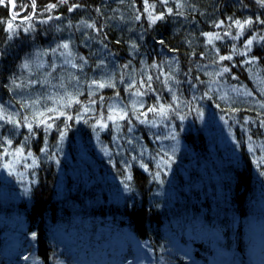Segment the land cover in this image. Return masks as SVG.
<instances>
[{
    "label": "trees",
    "instance_id": "obj_1",
    "mask_svg": "<svg viewBox=\"0 0 264 264\" xmlns=\"http://www.w3.org/2000/svg\"><path fill=\"white\" fill-rule=\"evenodd\" d=\"M32 3H0V107L22 114L19 92L39 88L37 73L48 72L52 90L62 73L77 71L86 83L80 105L69 107L91 105L94 117L82 116L78 128L72 117L58 133L36 116L12 117L16 127L3 121L22 128L15 146L32 139L37 162L26 192L14 184L0 192V264L11 243L18 255L8 264H29L27 256L55 264L62 247L72 264H127V234L150 243L153 264H264V231L253 229L264 223V6L148 0L152 16L163 17L152 23L144 0ZM208 34L219 38L209 43ZM60 52L75 67L56 66ZM102 75L113 84L99 87ZM118 101L127 118L103 131L98 124ZM28 121L33 131L24 135Z\"/></svg>",
    "mask_w": 264,
    "mask_h": 264
},
{
    "label": "rangeland",
    "instance_id": "obj_2",
    "mask_svg": "<svg viewBox=\"0 0 264 264\" xmlns=\"http://www.w3.org/2000/svg\"><path fill=\"white\" fill-rule=\"evenodd\" d=\"M59 56L57 57L56 61H58V64L56 66H62L65 67L66 69L68 68H72L73 67V61L68 60L66 61V57H67V53H63L60 52L58 54ZM69 58H71V56H68ZM47 57L43 58L42 64L39 67V70L44 71L45 67H47L48 65H46V61H47ZM52 62V61H51ZM54 63L52 62V65ZM54 66V67H56ZM37 73V75L39 74V76H37L38 82H42V84H39V88L37 87H32V86H26L25 88L22 89V91L19 92V97L21 99V101H23L25 103L26 101V107L21 109L22 114L19 113V111L14 108V107H10V106H4L3 108L0 107V109H2L3 111L0 112V115H3V119H0V133H2V137L0 140V147H1V170H0V186L1 190L0 192L4 191V189L8 186H10V184H14L17 186H20L21 188H24L25 192L28 189V179H29V175L33 169V167L36 165L37 159L36 156L34 155V152L32 150V139H29L26 141V144L23 145H16V140L19 139V141H21V138L18 137L19 133L21 131V127L18 128H5V123L3 122L4 120H6L9 116L11 117H24L26 115H30V117L32 116H36L39 117L38 121H43V120H48L47 117H49V120L47 121L48 124H52L53 127L50 128L55 129L56 127H58L57 129L59 131H61V126L63 124H67V121H71L69 119H67L68 116H71L73 118H78L76 119V126L78 128V124L77 121H80V118L84 115H89L92 118L94 117L92 115L93 111H94V107L89 105V106H83V108H81L82 111H80V108H78V106H76L77 108L75 109V107L73 108V105L71 107L70 104L73 102L77 105H80L79 99H76L80 93L81 90H79L80 88H82V86H84V84L86 83V76L84 74H80L77 73V71L73 72H64L60 75V77L58 78V83L57 85L54 87V89H51V86L47 85L48 81V77L50 76L48 74V72H44V73ZM54 78V76L52 77ZM102 78L105 80L103 81V85L108 84V85H112L113 84V78H107V76L102 75ZM34 78L31 76L30 80H33ZM101 85V84H99ZM35 88V94H30L31 90ZM121 97H119L118 99H120ZM56 100H59L56 101ZM104 101V99L101 100V102ZM59 103V104H58ZM241 103H244V101ZM50 104V105H48ZM114 107L105 112L104 115H107V117L105 118L104 122H100L98 124V126L103 130V131H113V130H118V127L121 125V123L127 118V112L124 109L123 106H121V102H114ZM96 105V104H95ZM50 106V107H49ZM54 109L56 111L50 112L49 109ZM146 105L143 104H138L135 108V110L139 113L145 114L146 113ZM85 109H87V111H85ZM74 110H77L80 114L77 115L76 117L72 116L70 113ZM60 112H63L64 115H59ZM23 113L25 115H23ZM41 113H43V115H40ZM68 113V114H67ZM95 113V112H94ZM126 113V115H124ZM50 116H52V118H50ZM109 116H113V120H109L108 117ZM120 116H124L123 119H120ZM147 117V116H146ZM3 123V124H2ZM31 123L32 125V129H33V122L28 121L25 125H23V134L24 135H29L32 134L29 131V128L27 127V124ZM80 123V122H79ZM42 126H44L46 129L50 130L49 128H47L46 124L44 123H39ZM101 124H106L107 127H101ZM13 125L16 127L17 124L13 123ZM80 125V124H79ZM55 129V131L57 132L58 130ZM58 133V132H57ZM7 134V135H6ZM9 141L11 143H9ZM77 143V142H76ZM28 144V145H27ZM18 149H22V153L19 157L15 156L14 153H16V151ZM79 154L80 155H84V150L83 148H79ZM99 154V153H98ZM109 153L107 152L106 154H104V156L102 158L104 159H108L109 157ZM84 160H86L84 158ZM87 161V160H86ZM58 165H62V164H58ZM81 167V166H79ZM109 168V170H111V166H107ZM76 170L78 169H73L71 170V168L68 169V174H72V176H77L76 175ZM80 170V169H79ZM111 172H113L111 170ZM66 175V174H65ZM112 175V173H111ZM110 175V176H111ZM60 176L62 177V175L60 174ZM253 229H262L264 231V223H257L254 224ZM123 243H122V249L125 248L127 245L131 247L132 250V260H130L129 262H127V264H153L154 263V255H153V250L152 247L150 245L149 242H141L139 240H137V238H135L134 235L132 234H127L126 237L123 238ZM17 244H10V246L8 247V250H6L5 252V256H8V261L6 262V264L11 263L13 261H15V259H17V255L18 253L16 252H12L10 249L11 247L13 248L14 246H16ZM10 248V249H9ZM18 248L16 246V249L14 248L13 251H17ZM176 252H172V253H176L179 256H183V254L181 253L180 249H176ZM63 253H67L68 251L62 247L61 249H59L57 251V255L58 257L55 258V264H72L69 263V259L63 257ZM236 255V253H235ZM222 256V255H221ZM184 257V256H183ZM222 257H226L222 256ZM188 263H192L191 261H189L186 257H184ZM229 260L226 264H230ZM23 263H29V264H40L37 261H34L33 259L30 258V256H27V259L24 258V260L22 261ZM264 262V260H263ZM73 264H77V263H73Z\"/></svg>",
    "mask_w": 264,
    "mask_h": 264
},
{
    "label": "snow or ice",
    "instance_id": "obj_3",
    "mask_svg": "<svg viewBox=\"0 0 264 264\" xmlns=\"http://www.w3.org/2000/svg\"><path fill=\"white\" fill-rule=\"evenodd\" d=\"M2 2H4V0H0V3H2ZM60 2L63 3V2H65V0H60ZM8 3H11V0H8ZM258 3H260L262 6H264V0H258ZM144 4H145V8H144V10H145L146 12L149 13V17H150V20H151L152 23H155L156 20H158V19H162V18H163L162 16H152V13L149 11V9H150V8H154V5H150V4H148V0H144ZM13 6H14V5H13ZM32 7H35V0H33ZM48 7H49V9H53V8L56 7V5H55V4H51V5H49ZM169 11H171V10H169ZM14 18H15V17H14ZM28 19H31V17H28ZM221 23H223V22H221ZM235 23H236L241 29H243V27H244L243 24H241L239 21H236ZM247 23H248V24H251L252 21L249 20V21H247ZM261 23H264V21H261ZM87 26H88V27H94V25H87ZM217 26L219 27L220 25H217ZM8 29H9V31H10L11 33H13V35L15 34V29H14L13 24L9 23V24H8ZM208 36H209V43L212 42V39H213V38H219V34H216L215 37H213L212 34H208ZM11 38H12V36L10 35V36H9V39H11ZM247 44H248V45H251V44H252V40H248ZM60 47H62V48H64V49H68V48H69V45H68L67 43H65V44L60 45ZM69 55H70V53H69ZM221 59H222V60H225V59H231V57H221ZM73 66L75 67V65H73ZM23 67H24V68H28V67H29V64L26 62V63L23 65ZM223 71H224V72H228L229 69H228V68H224ZM148 79H149V81H150V80H151V77H149ZM14 83H15V81H14ZM103 86H104L103 84L99 85V87H103ZM247 94H248V95H251V93H247ZM136 95H141V93H140L139 91H137ZM261 106L264 107V104H262ZM169 107H171V106H169ZM2 111H3V110L0 109V112H2ZM49 111H50V112H53V111H56V110H55V109H49ZM85 111H87V109H85ZM149 111H151V112H156V109H155V108H149ZM165 112H166V109H165L163 106H160V112H159L158 114L163 115ZM40 115H43V113H41ZM59 115H64V113H63V112H60ZM124 115H126V113H125ZM144 115H146V113H145ZM3 118H4L3 115H0V119H3ZM123 118H124V116H120V119H123ZM7 119H8V122H13V123L17 124V126L19 125V122H18V121H12V117H11V116H9ZM67 119L71 120L72 117H71V116H68ZM108 119H109V120H113L114 118H113V116H109ZM40 123H44V124H46L47 128H49V129L53 127V125H52V124H48L46 120L40 121ZM262 123H264V122H262ZM100 126H101V127H107L106 124H101ZM27 127L29 128V131L31 132V130H32V125H31V123H28V124H27ZM9 143H11V142L9 141ZM22 151H23L22 149H18V150L16 151V153H14V155L17 156V157H19V156L21 155ZM165 163H167V161H165ZM142 167H143V165H142ZM158 167H159V165H158ZM145 170L147 171V168H145ZM128 179H131V177L129 176ZM33 239H35V236H33ZM25 258L27 259V257H25Z\"/></svg>",
    "mask_w": 264,
    "mask_h": 264
}]
</instances>
